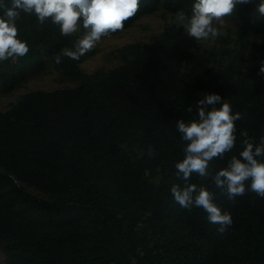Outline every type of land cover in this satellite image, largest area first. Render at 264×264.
Masks as SVG:
<instances>
[{
	"label": "trees",
	"instance_id": "trees-1",
	"mask_svg": "<svg viewBox=\"0 0 264 264\" xmlns=\"http://www.w3.org/2000/svg\"><path fill=\"white\" fill-rule=\"evenodd\" d=\"M194 2L141 0L124 28L109 36L160 9L187 21ZM258 3L240 5L226 16L237 27L241 45L246 30L264 32ZM17 28L30 51L0 62V95L44 73L49 61L79 85L25 94L0 112V248L11 264H264V199L254 192L235 202L218 197L222 212L233 219L221 236L203 209L181 208L170 192L173 183H181L175 164L183 160L185 147L175 124L198 119L196 102L202 97L195 94H219L233 113L243 114L235 122L233 150L210 162L215 173L239 158L246 138L259 142L264 137V75L256 86L218 84L198 55L179 56L163 48L164 56L181 59L185 70L160 59L123 56L121 68L87 75L80 65L88 52L78 61L62 57L55 63L77 38L24 13ZM138 48L149 49L134 45L122 51ZM149 148L155 151L152 157ZM191 183L218 192L210 177L193 175ZM21 185L73 198L45 201Z\"/></svg>",
	"mask_w": 264,
	"mask_h": 264
},
{
	"label": "clouds",
	"instance_id": "clouds-1",
	"mask_svg": "<svg viewBox=\"0 0 264 264\" xmlns=\"http://www.w3.org/2000/svg\"><path fill=\"white\" fill-rule=\"evenodd\" d=\"M141 0H0V62L9 58L26 56L30 47L18 38L17 21L21 14L34 15L43 25L50 21L59 27L62 36H71L83 28L84 35L72 49H64L55 57L57 65L62 57L80 60L92 50L103 37L122 30L125 21L133 17ZM253 0H195L192 15L184 25L185 32L196 41L217 37L219 31L214 22L223 23L226 16L234 13L240 5ZM257 13L264 17V0H259ZM183 16V14H181ZM258 75H264L261 63ZM219 94H203L196 102L198 119L175 124L180 139L185 142L184 158L175 164V175L181 183H173L171 195L181 208L191 211L194 207L207 213L209 223L217 225L216 231L223 236L233 224L229 212L221 210L218 197L235 202L246 192H254L264 199V137L259 142L245 139L239 158L233 157L226 168L213 173L209 168L214 158L223 159L225 153L235 147L237 140L235 122L243 118ZM216 105H220L219 108ZM192 109L189 108V111ZM241 135L247 137V133ZM149 157L155 155L148 149ZM193 175L211 178L217 191L191 183Z\"/></svg>",
	"mask_w": 264,
	"mask_h": 264
},
{
	"label": "rangeland",
	"instance_id": "rangeland-1",
	"mask_svg": "<svg viewBox=\"0 0 264 264\" xmlns=\"http://www.w3.org/2000/svg\"><path fill=\"white\" fill-rule=\"evenodd\" d=\"M222 19V24L214 22V26L219 31L217 37L196 41L185 32L184 25L187 21L183 17L164 13L160 9L142 17L131 28L121 31L118 35L103 37L88 52L89 56L80 68L87 75L107 74L122 67L123 56H127L128 59L139 56L160 59L173 69L185 70L183 61L176 56L166 58L163 48L177 52L179 56L188 53L198 55L214 70L219 78L218 84L233 82L245 86H256L260 76L258 75L260 65L264 63V32L252 33L246 30L245 42L241 45L237 39V27L229 18ZM84 34L81 29L71 36L79 40ZM134 45L148 46L149 49L122 51L124 47ZM78 85V82L63 77L49 61L44 73L30 77L11 94L0 95V112L11 109L25 94L35 91L74 89ZM195 96L200 98L203 94L196 93ZM1 174L9 176L4 170H1ZM14 183L17 181L15 180ZM21 186L31 195L45 201L65 203L71 202L73 198L72 194L50 195L32 187ZM0 264H11L1 248Z\"/></svg>",
	"mask_w": 264,
	"mask_h": 264
}]
</instances>
